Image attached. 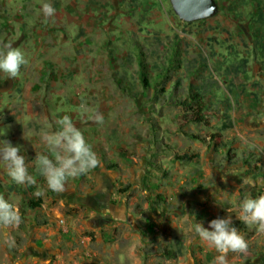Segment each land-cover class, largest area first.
I'll return each mask as SVG.
<instances>
[{
    "label": "rangeland",
    "instance_id": "374dc122",
    "mask_svg": "<svg viewBox=\"0 0 264 264\" xmlns=\"http://www.w3.org/2000/svg\"><path fill=\"white\" fill-rule=\"evenodd\" d=\"M216 1L215 16L188 23L171 0H0V41L14 47L23 40L9 31L21 26L29 36L35 6L50 3L72 18L52 32L63 58H52V74L93 78L94 106L119 108L106 125L133 110L137 122L126 127L139 126L132 144L119 123L109 133L127 142L118 145L122 158L69 179L62 193L48 191L34 166L45 144L28 106L43 120L72 117L88 86L62 100L50 92L46 102L0 73V143L20 146L36 180L16 185L0 164V195L22 217L17 228L0 227V264H214L218 253L192 229L228 216L248 250L228 253L227 264H264V233L227 211L264 195V0ZM59 103L64 114L45 112Z\"/></svg>",
    "mask_w": 264,
    "mask_h": 264
},
{
    "label": "clouds",
    "instance_id": "9594fccd",
    "mask_svg": "<svg viewBox=\"0 0 264 264\" xmlns=\"http://www.w3.org/2000/svg\"><path fill=\"white\" fill-rule=\"evenodd\" d=\"M40 11L45 21L56 14L50 3H43ZM27 64L28 60L20 48L0 41V73H3L6 79L18 78L21 67ZM79 108L82 113L89 112L84 103H81ZM87 119L93 123H102L103 113L97 110L87 116ZM55 123V131L41 133V139L51 153V158L48 154L37 153L33 161L36 172L45 181L46 189L59 194L65 191L69 179L88 174L99 166L100 160L86 142L81 130L75 126L71 116L64 115ZM20 152V146H13L9 141L3 140V143H0V164L5 167L8 177L16 185H35L36 180L29 174L26 158ZM34 195L43 197L45 190L38 188ZM227 211L238 213L239 221L249 227L255 225L259 233H264V195L257 198L246 195L235 208ZM21 223L19 208L0 195V227L14 229ZM192 231L218 253L214 264H227L226 257L230 252L246 253L248 250L245 238L238 233L229 216L211 220L208 228L196 223ZM4 243L12 248L14 238L6 234Z\"/></svg>",
    "mask_w": 264,
    "mask_h": 264
},
{
    "label": "crops",
    "instance_id": "0c3cea01",
    "mask_svg": "<svg viewBox=\"0 0 264 264\" xmlns=\"http://www.w3.org/2000/svg\"><path fill=\"white\" fill-rule=\"evenodd\" d=\"M15 18L16 16L14 17V19ZM26 19L28 20L30 26L29 36L26 37L24 31H22L21 26H18L16 29H13V31L11 30L12 32L9 31L7 37H9L13 33V35H19V39L23 40L22 42H20L21 45L17 47L20 48L22 52L27 53L26 57L28 60V70L25 72L21 69L19 77L15 80L9 78V81H13L15 83V89L21 87L22 89H24V91L27 90L30 98L40 97L44 98L46 102H49L48 97L50 92L51 96L58 98V100H62L63 98H65V96L68 95L67 93H65L66 91L75 92L80 88L79 85L85 82V86H88L89 89L88 94L87 91L85 92L84 90V92L88 96V102L86 103V105L89 109V112L86 114L82 113L79 106H77L78 109L74 110L72 113L73 122L75 126L81 130L86 142L92 147V150L97 153L100 162L108 161L109 159H111L112 161H116L122 158V152L119 151L121 147L118 145L120 143L126 144L127 142H124V139L122 140L120 137H110L109 133L113 135V131L119 128L117 125L119 123L120 127L125 129L127 131L126 133L129 134L127 140H130V143L132 144V141H134V139L132 137V133L130 134V132L132 129L138 128L139 126L134 127L129 125V127L127 128L126 125L129 123L137 122V119L132 115L133 110H129L127 112L128 115L130 114L131 118L133 119L124 117L122 115L117 117L114 115V119L118 123H116V125L111 124L110 126H107L106 116L111 113L113 109L119 110V108L94 106L97 97L96 83L93 78L86 79L85 81V77H79V79H76L71 83V81L67 80V77L64 76L61 70L58 71L57 74H52V71L50 70V66H53L55 64L52 63L53 59H55L54 61L59 65L63 64V58L60 55V50L58 49L55 53H53L52 47L50 45L52 32L60 28L61 24L68 23L69 25H71L75 21L72 18L65 19V14L58 10H56L55 16L45 21L40 9H37L36 6L34 7V11L30 14L29 17H26ZM52 22H55L56 24H53ZM10 23H12V20H10ZM74 28L75 25L74 27H71L73 34H75V32L73 31ZM58 32L60 31L58 30ZM1 40L2 42L6 43L7 38H3ZM18 43L19 42H16L15 44L18 45ZM52 54H55L56 57H52ZM75 103L76 105H78L77 102ZM61 107V103L58 104L56 109H54V107H49L48 105H46L44 110L46 113H50L52 115L54 113L64 114V112L61 110ZM97 110L103 113V122L99 124L93 123L87 119V116L92 115V113ZM28 112L30 118L36 121V123H34V129L36 131L35 136L39 138L41 137V133L43 131H55L57 129V125L55 122L62 118V116H59L57 117L58 119H54V117L52 116V120H50L49 118L43 120L40 115V108L33 107L32 103H30L28 106ZM75 116H77V120H75ZM29 123L32 124V121H29ZM124 123L125 125H123ZM44 146L45 147H43L39 151V153L48 154V151L46 149L47 147L46 145ZM110 146H112L111 150L109 149ZM103 150H106V152H108L104 154L102 153ZM102 156H105L106 160H102Z\"/></svg>",
    "mask_w": 264,
    "mask_h": 264
},
{
    "label": "water",
    "instance_id": "95a60500",
    "mask_svg": "<svg viewBox=\"0 0 264 264\" xmlns=\"http://www.w3.org/2000/svg\"><path fill=\"white\" fill-rule=\"evenodd\" d=\"M178 16L188 22L212 18L219 11L216 0H171Z\"/></svg>",
    "mask_w": 264,
    "mask_h": 264
},
{
    "label": "trees",
    "instance_id": "16d2710c",
    "mask_svg": "<svg viewBox=\"0 0 264 264\" xmlns=\"http://www.w3.org/2000/svg\"><path fill=\"white\" fill-rule=\"evenodd\" d=\"M143 77L145 78V81H147V76H146V74H145V72H146V70H143ZM147 83V82H146Z\"/></svg>",
    "mask_w": 264,
    "mask_h": 264
}]
</instances>
